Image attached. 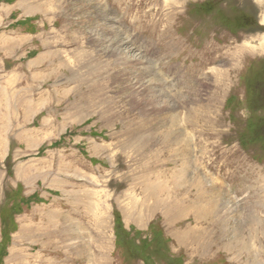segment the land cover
I'll return each mask as SVG.
<instances>
[{"label": "rangeland", "instance_id": "374dc122", "mask_svg": "<svg viewBox=\"0 0 264 264\" xmlns=\"http://www.w3.org/2000/svg\"><path fill=\"white\" fill-rule=\"evenodd\" d=\"M263 69L264 0H0V264H264Z\"/></svg>", "mask_w": 264, "mask_h": 264}, {"label": "crops", "instance_id": "0c3cea01", "mask_svg": "<svg viewBox=\"0 0 264 264\" xmlns=\"http://www.w3.org/2000/svg\"><path fill=\"white\" fill-rule=\"evenodd\" d=\"M6 35L10 36V31L5 32ZM10 37H7L6 39H9ZM2 74V75H1ZM1 76H3V84L0 88V150L3 148H9V141L7 140V135L9 133L14 132V125L16 127V130L22 126L21 130V136L24 138H28L29 140H33V127H30L27 129L28 125L24 127V123L28 121L27 118H25L22 115L23 109L18 110V108H15L16 105L11 103V96H14L11 91L14 90L13 86L15 85L16 81V73L14 72L11 76L10 73L7 71L1 72ZM21 75V74H19ZM17 76V78H20V76ZM21 94V91H18ZM25 96L26 99L23 101V108H26V116H32L29 112L33 109V97L29 96V92H26L25 94L21 95ZM16 96H14L12 99H14ZM19 99V97H17ZM25 102V103H24ZM11 103V104H10ZM29 107V108H28ZM30 109V110H29ZM11 110V111H9ZM10 113H12L10 121ZM3 122V124H2ZM10 124H14L10 126Z\"/></svg>", "mask_w": 264, "mask_h": 264}, {"label": "trees", "instance_id": "16d2710c", "mask_svg": "<svg viewBox=\"0 0 264 264\" xmlns=\"http://www.w3.org/2000/svg\"><path fill=\"white\" fill-rule=\"evenodd\" d=\"M243 24H247L246 21H245L244 19H242V20L240 21V25H243ZM262 65H263V64H262ZM262 78H263V83L261 84V87L264 86V69H263V75H262ZM261 92H264V90H261L260 93H261ZM262 97H263V100H264V96H262ZM250 104H251V106H253V105H255V104L258 105V104H257V100H254V101H253V100H250ZM258 106L261 107V108H264L262 105H258ZM263 122H264V121H262L261 123H263ZM261 123H260V124H261ZM260 135H261V133H260ZM2 227H3V226H2ZM1 241H2V239H1ZM0 243H1V242H0Z\"/></svg>", "mask_w": 264, "mask_h": 264}, {"label": "bare ground", "instance_id": "6f19581e", "mask_svg": "<svg viewBox=\"0 0 264 264\" xmlns=\"http://www.w3.org/2000/svg\"><path fill=\"white\" fill-rule=\"evenodd\" d=\"M106 47H107V45H106ZM119 47V46H118ZM124 49V48H123ZM108 50V49H107ZM113 50H115V49H113ZM115 51H117V50H115ZM120 51V50H119ZM111 67V66H110ZM116 67V66H115ZM108 68V67H107ZM154 69V68H153ZM151 73V72H150ZM184 80H187L186 79V76L184 77ZM189 82V81H188ZM170 87V86H169ZM148 89V87H145V89ZM52 89V88H51ZM179 89H180V87H179ZM149 91L148 92H151V89L149 88L148 89ZM134 91V90H133ZM132 92V91H131ZM137 95V94H136ZM145 95H147V96H155V94L154 93H147V94H145ZM158 99V98H157ZM193 111V110H192ZM208 112V111H207ZM165 135V134H164ZM204 214V213H203ZM251 218V217H250ZM256 223V222H255ZM257 224V223H256ZM262 225V224H261ZM262 235H264V229L262 230ZM261 237V236H260ZM258 263V262H257ZM261 263V262H260Z\"/></svg>", "mask_w": 264, "mask_h": 264}]
</instances>
